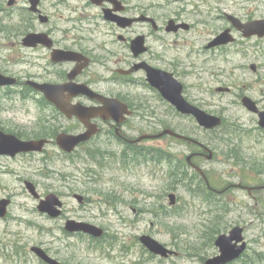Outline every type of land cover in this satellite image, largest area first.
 Wrapping results in <instances>:
<instances>
[{
  "label": "flooded vegetation",
  "instance_id": "1",
  "mask_svg": "<svg viewBox=\"0 0 264 264\" xmlns=\"http://www.w3.org/2000/svg\"><path fill=\"white\" fill-rule=\"evenodd\" d=\"M2 2L0 12L8 23L3 37L9 47L21 50L24 68L14 75L0 71L17 78L24 98H37L41 106L59 111L43 91L31 84L37 82L83 84L108 99H116L113 107L86 94L71 97L69 91L64 92L75 105L107 109L108 117L91 119L98 131L82 144L104 136L135 151L143 142L157 146L177 142L186 147L180 162L183 176L202 179L203 185L218 196L241 189L253 197L264 190V183L248 185L242 180L215 188L211 177L217 172L209 166L217 161L215 143L220 138L235 145L226 149L237 163L232 166L235 169L242 163L238 138L242 140L247 131L264 132L259 116V111H264V31L251 33L248 28L252 22L264 24V4L253 5L255 0ZM171 97H180L187 106L221 117L223 125L204 128L193 113L179 109ZM245 98L255 102L257 111L245 104ZM239 109L256 116L253 130L243 123L227 127L223 115ZM69 119L78 122L75 133L87 130L78 117ZM167 129L190 139L165 134L139 140ZM140 131L147 132L135 136ZM48 139L49 143L53 141ZM150 149L154 153L155 149ZM167 152L170 160L171 152ZM211 153L213 157L208 159ZM49 255L62 264H71Z\"/></svg>",
  "mask_w": 264,
  "mask_h": 264
},
{
  "label": "rangeland",
  "instance_id": "2",
  "mask_svg": "<svg viewBox=\"0 0 264 264\" xmlns=\"http://www.w3.org/2000/svg\"><path fill=\"white\" fill-rule=\"evenodd\" d=\"M254 4L262 7L264 0ZM7 25L0 12V70L14 75L24 64L21 50L5 43L2 31ZM20 89H0V128L25 139L53 141L42 153L0 156V198L12 200L7 217L0 218V264H45L32 246L71 264H205L220 252L217 238L236 225L245 227L248 249L245 258L232 264H264V190L253 197L241 189L221 197L204 193L197 178L181 179L186 147L177 142L171 146L143 142L130 151L102 136L66 154L56 136L75 133L78 122L41 106L37 98H23ZM223 116L227 127L243 123L253 130L257 124L256 116L244 109ZM143 132L147 131L134 134ZM247 132L237 140L242 163L235 169L237 163L227 153L235 145L222 142L223 138L216 141L217 161L209 165L217 172L211 177L214 187L222 189L241 180L248 185L264 183L260 172L264 171V132ZM150 147L155 154L157 148L171 152V160L154 158ZM26 180L36 185L41 197L58 194L64 201L63 216L54 219L39 211L40 200L29 192ZM172 192L177 195L175 205H170ZM76 193L85 197L83 204ZM68 218L102 227L105 238L66 232ZM142 235L153 236L175 254L165 258L151 253L141 243Z\"/></svg>",
  "mask_w": 264,
  "mask_h": 264
},
{
  "label": "water",
  "instance_id": "3",
  "mask_svg": "<svg viewBox=\"0 0 264 264\" xmlns=\"http://www.w3.org/2000/svg\"><path fill=\"white\" fill-rule=\"evenodd\" d=\"M251 33H261L264 31V24L260 21L252 22L248 25ZM75 73L71 74L73 78ZM17 82L16 78L8 75H4L0 71V86L12 85ZM31 84L38 90L45 93L47 99L54 103L67 117H78L80 121L87 127V130L73 134L68 132H60L56 137V142L60 148L66 152H73L77 146L85 141L91 139V137L97 133V125L91 122L92 118L102 116L108 117L106 107H86L82 105H75L71 103L70 97L64 94L65 91L71 93V97L80 93L89 95L92 98H96L109 106L116 103V99H108L83 84L68 83L64 85L55 84H41L37 82H31ZM171 99L177 104L178 108L182 111L193 113L199 122V124L207 129H213L222 125V118L219 116L211 115L204 110L187 106V102L180 97H171ZM245 104L252 110L257 111L255 102L250 98H245ZM260 124L264 126V111H259ZM165 134L176 136L180 139H190L182 134L177 133L174 130L167 129L158 135H147L139 138H157ZM49 142L47 138L23 140L13 133H6L0 129V155L16 156L19 153L27 152H42L45 145ZM213 157L212 153L207 156L208 159ZM190 160V157H189ZM199 171L204 172L198 168ZM25 185L29 192L40 199L38 209L39 211L48 214L52 218H58L62 213V207L64 205L63 200L56 193H50L45 198H41L36 185L29 180L25 181ZM80 203L84 202V196L81 194L74 195ZM170 205H175L177 201V195L175 192L169 194ZM11 204V199H0V216L5 217L8 212V206ZM65 229L71 233L84 232L95 237H101L104 235V229L98 225L87 221H81L76 219H68L65 223ZM140 241L153 253L161 255L162 257H169L175 254V251L169 249L163 243L158 241L151 235L140 236ZM216 245L219 247V254L208 258L205 264H229L230 262L239 258L247 248V242L244 237V227L237 225L233 227L229 233L221 234L217 240ZM39 257L49 262L50 264H62L61 262L51 258V256L41 247L33 246L31 248Z\"/></svg>",
  "mask_w": 264,
  "mask_h": 264
},
{
  "label": "trees",
  "instance_id": "4",
  "mask_svg": "<svg viewBox=\"0 0 264 264\" xmlns=\"http://www.w3.org/2000/svg\"><path fill=\"white\" fill-rule=\"evenodd\" d=\"M165 153L164 152H159L158 153V155H161V157H159V158H157V159H163V158H166L165 157V155H164ZM164 155V156H163ZM180 177H181V179H182V177H183V172H182V170H180ZM246 257V253L239 259V261L241 260V259H243V258H245Z\"/></svg>",
  "mask_w": 264,
  "mask_h": 264
}]
</instances>
